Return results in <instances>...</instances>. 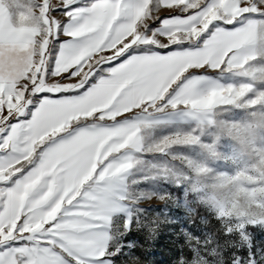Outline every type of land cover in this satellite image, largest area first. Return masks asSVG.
Instances as JSON below:
<instances>
[{
	"label": "snow or ice",
	"instance_id": "1",
	"mask_svg": "<svg viewBox=\"0 0 264 264\" xmlns=\"http://www.w3.org/2000/svg\"><path fill=\"white\" fill-rule=\"evenodd\" d=\"M40 12L38 28L0 21V44L43 37L24 71L0 68V264H104L114 181L132 167L118 157L138 143L122 122L256 103L251 83L201 91L199 74L254 80L264 26L247 17L264 16V0H43Z\"/></svg>",
	"mask_w": 264,
	"mask_h": 264
},
{
	"label": "rangeland",
	"instance_id": "2",
	"mask_svg": "<svg viewBox=\"0 0 264 264\" xmlns=\"http://www.w3.org/2000/svg\"><path fill=\"white\" fill-rule=\"evenodd\" d=\"M21 4L29 6V0H21ZM247 19L264 26V16ZM160 21L155 20L154 25L158 27ZM260 31L264 34V27ZM252 50L258 58L251 67L264 69V38H259ZM213 77L224 85L251 83V96L264 91V83L232 72L213 73ZM168 110L134 116L143 124L141 140L134 155L128 156L132 167L120 179L118 195H114L115 210L109 213L103 230L109 252L104 264H196L199 260L204 264H264V223L220 216L202 201L203 192L188 166L189 162L202 163L214 173L228 175L242 166L227 159L233 154L227 139L214 145L221 159H209L201 148L213 142L214 127L208 119H215V114L196 115L197 120L187 124L173 120ZM222 116L242 120L244 112L232 106L224 109ZM184 136H194L196 142L157 150L163 141ZM199 208L211 222L205 216L194 220ZM137 236L144 240L142 246H135Z\"/></svg>",
	"mask_w": 264,
	"mask_h": 264
},
{
	"label": "clouds",
	"instance_id": "3",
	"mask_svg": "<svg viewBox=\"0 0 264 264\" xmlns=\"http://www.w3.org/2000/svg\"><path fill=\"white\" fill-rule=\"evenodd\" d=\"M42 2L43 0H29V6L22 7L21 0H0V21L3 22L5 30L38 28ZM32 39L34 43L28 48L23 47L22 40L15 44L8 42L0 44V68L5 73L24 71L25 62L30 54L33 61L38 60L39 44L43 37L37 33ZM250 71L255 73V82L264 83V70L251 68ZM262 94L264 91L252 96L251 99H256V103L245 100L235 105L244 112L242 120L223 118V110L220 109L207 110L216 117L210 123L214 127L213 142L201 145V148L209 159H221L214 145L222 138L230 141L233 145V154L227 159L242 165L234 174L214 173L202 163L188 164L198 190L203 192L202 201L225 218L264 223V95ZM174 139L176 137L169 138L168 141ZM158 148L159 145L157 150ZM196 264H204V261L199 260Z\"/></svg>",
	"mask_w": 264,
	"mask_h": 264
},
{
	"label": "crops",
	"instance_id": "4",
	"mask_svg": "<svg viewBox=\"0 0 264 264\" xmlns=\"http://www.w3.org/2000/svg\"><path fill=\"white\" fill-rule=\"evenodd\" d=\"M86 2H87V0H81V3H86ZM73 6L75 7L76 5H73ZM160 19L163 20L164 16H161ZM199 75H206L207 76V80L202 85L201 91L205 90L209 86V82L215 81V79L213 77V73H211V72L207 73V74L200 73ZM168 113L173 116L172 117L173 120H177L178 122H185V123L189 124V123L195 122L197 120L196 115L194 116V115L190 114L189 112H186L185 110H179L178 109V110L173 111V110L169 109ZM160 118H162V115H160ZM122 123L123 124H136L139 128L138 143L135 146H129L120 154V155H122V159L127 161L128 156L129 155L133 156L137 146L140 144V140H141L140 139V132H142V130H143V124H141V121H138L134 116H132L129 120L124 121ZM118 159H120V156L118 157ZM125 172H127V170ZM125 172L122 173L120 176H118L114 181V182H116L115 184H117L116 187H114V195H118V192H119V186L118 185H119V182H121L120 179H123L125 177V174H126Z\"/></svg>",
	"mask_w": 264,
	"mask_h": 264
},
{
	"label": "trees",
	"instance_id": "5",
	"mask_svg": "<svg viewBox=\"0 0 264 264\" xmlns=\"http://www.w3.org/2000/svg\"><path fill=\"white\" fill-rule=\"evenodd\" d=\"M202 216H205L206 218H208V220H209L208 222H211L209 217L207 216V214L205 212H203L200 208L198 210H196V212L194 214V218H195L194 220L198 221L199 218ZM135 240H136L135 246H137V247H139L140 244H141V246H142V244H144V240L139 236H137ZM112 261L115 262V258H112Z\"/></svg>",
	"mask_w": 264,
	"mask_h": 264
}]
</instances>
